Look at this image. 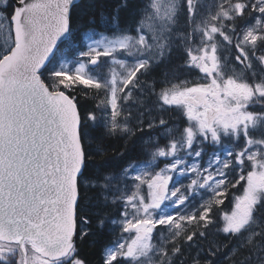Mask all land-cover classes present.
<instances>
[{"label":"snow or ice","instance_id":"1","mask_svg":"<svg viewBox=\"0 0 264 264\" xmlns=\"http://www.w3.org/2000/svg\"><path fill=\"white\" fill-rule=\"evenodd\" d=\"M0 37V264H89L105 219L88 194L108 204L109 141L137 132L147 158L121 172L100 264H184L183 244L192 264H264V0H0ZM177 42L194 79L142 81Z\"/></svg>","mask_w":264,"mask_h":264},{"label":"trees","instance_id":"2","mask_svg":"<svg viewBox=\"0 0 264 264\" xmlns=\"http://www.w3.org/2000/svg\"><path fill=\"white\" fill-rule=\"evenodd\" d=\"M101 4H105L106 0H99ZM205 3L211 5L213 4L214 0H204ZM180 29L182 31H188L190 30L187 24V21L185 17L182 15L180 18ZM103 30V29H101ZM82 36L77 33L75 38V43L82 44ZM61 47V52H68L67 42H64V44L59 45ZM68 56H71V53L68 52ZM183 46L177 42V44L174 46V50L172 52V55L170 57V60L166 62L165 64H161L159 67L155 68L152 72H150L148 75L141 77L142 81H145L146 84L149 86L151 85L153 80L159 81L162 76L161 74L163 72H167L169 76L171 77L173 73L175 75L179 76V78L184 79H194V76L189 74L187 71L181 69L180 65L183 63ZM142 95H149V99L152 101V96L149 94V91L147 88L144 89L143 93H141V98H147ZM81 103L84 104L85 102L81 100ZM152 103H156V100L152 101ZM95 104L94 100H89L86 103V106L88 108H92ZM173 117V113L171 112V116ZM171 119V118H168ZM145 138V134H142L140 132L136 133V136L133 137L129 141H125L124 139L120 137H114L112 138L109 143L111 144V149L106 153L105 160L107 161V164L103 170V173L101 176L104 175H112L117 176L120 175L123 168L127 166L128 163L139 160L142 154V141ZM119 149V152L113 151L112 149ZM120 152L125 153L124 157L120 156ZM112 193L111 187L109 188V195ZM89 198L91 199V202L95 205L97 203L100 204L99 208L93 207L91 211L93 213L100 212L103 218L105 219V227L102 230V233L97 237L98 243L84 246L83 248V254L87 256L89 260V264H100L101 262V256L103 248L106 244H108L111 241H114L118 237V228L117 226L113 225L111 223L112 220H115L118 218V212L120 210V203L117 202L115 204L111 203L112 198L109 196V202L107 205H104L102 198L100 197V190L95 189L91 192H89ZM227 207V202L225 205V209ZM218 217V214H217ZM95 227V221L93 222ZM210 240H217L223 239V234H217V226L213 225L210 227ZM232 245L229 244V247ZM206 247V245H205ZM184 248V254L180 258L184 264H192L193 258L196 256L197 249L196 245H193L191 248L187 246V244H183ZM228 253V248H223L221 250V253H219V259L220 264H228V260L226 258V254ZM201 255H203V252H201ZM179 264V261L177 262Z\"/></svg>","mask_w":264,"mask_h":264},{"label":"rangeland","instance_id":"3","mask_svg":"<svg viewBox=\"0 0 264 264\" xmlns=\"http://www.w3.org/2000/svg\"><path fill=\"white\" fill-rule=\"evenodd\" d=\"M3 46V38L2 37H0V47H2ZM60 56V54H58V57ZM68 58L70 59L71 57L70 56H68ZM154 100H156V97L155 96H152V101H154ZM155 104H153L152 102H150V99H149V97H147V98H141L140 97V93H139V91H135V93H134V95H133V99L131 100V101H129L128 103H126V104H124V109H126V108H128V111H131L132 113H133V116L135 117V116H137V115H139V113L141 112V111H144L146 108H152L153 106H154ZM173 113H175V115H176V118H175V120L177 121V122H175L176 124H178V123H180V121H181V117H180V115H179V113L178 112H176V111H172ZM167 115L170 117L171 116V112L169 111V112H167ZM147 117L149 118L150 117V119L152 118L151 116H146L145 118L147 119ZM135 121V120H134ZM170 126H173L172 124H170ZM153 135H155V132H153L152 133ZM148 139V136L147 135H145V138H144V140H147ZM143 140V141H144ZM143 141H142V143H141V145H143ZM161 143H163V141H161ZM147 157L145 156V155H143V154H141V157H140V159H146ZM139 159V160H140ZM163 166V164H160V167H162ZM115 176V175H114ZM116 177V179H114V180H112L111 182H110V187H111V191H112V193L109 195L111 198H113V195H118V193H117V187H119L121 190H123L124 189V187H125V184L127 183L128 184V186L130 187L131 186V181H125L124 179H123V177H122V175H121V173H120V175H117V176H115ZM188 181H184V183H187ZM119 219V218H118ZM116 220V219H115ZM115 226H117L118 227V230H119V234H120V229H119V226L118 225H115ZM163 231V229H160V230H158L156 233H154V235L156 236V240H154V243H157L158 241H159V237H160V233ZM166 234V233H165ZM126 235V234H125ZM153 261H155V257H153Z\"/></svg>","mask_w":264,"mask_h":264},{"label":"flooded vegetation","instance_id":"4","mask_svg":"<svg viewBox=\"0 0 264 264\" xmlns=\"http://www.w3.org/2000/svg\"><path fill=\"white\" fill-rule=\"evenodd\" d=\"M171 123H169V125H170Z\"/></svg>","mask_w":264,"mask_h":264},{"label":"water","instance_id":"5","mask_svg":"<svg viewBox=\"0 0 264 264\" xmlns=\"http://www.w3.org/2000/svg\"><path fill=\"white\" fill-rule=\"evenodd\" d=\"M59 46V45H58Z\"/></svg>","mask_w":264,"mask_h":264}]
</instances>
